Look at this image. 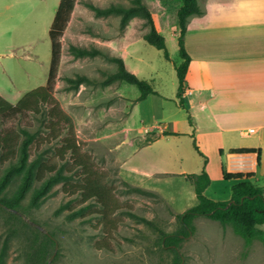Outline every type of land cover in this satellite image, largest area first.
<instances>
[{"label": "rangeland", "instance_id": "374dc122", "mask_svg": "<svg viewBox=\"0 0 264 264\" xmlns=\"http://www.w3.org/2000/svg\"><path fill=\"white\" fill-rule=\"evenodd\" d=\"M179 1L160 0L173 8L172 16ZM58 3L0 0V95L12 103L46 83L50 65L48 30ZM117 3L129 5L130 0H76L60 39L53 95L71 117L73 139L65 123L48 121L45 107L39 113L0 117V132L28 131L33 135L30 158L39 156L42 161L56 163L67 177L51 188L37 208L27 206L31 191L21 201L20 212L53 234L56 250L50 264H176L175 252L162 244L159 230L176 232L180 227L177 215L195 203L193 187L182 177L183 173L200 172L203 166L193 141L185 137L155 141L149 135L139 137V132L125 133L122 126H140L153 108L136 103L139 90L135 85L123 81L103 84L106 75L116 69L106 57L123 52L127 34L138 36L147 29L139 17H132L121 28L118 15L96 16L91 9V5L104 8ZM166 40L170 60L142 38L127 48L126 62L137 68L135 75L152 80L164 98L163 120L156 118V122L184 112L171 101L177 90L174 62H180L178 45L168 34ZM71 46L97 48L101 54L75 56ZM79 76L87 80L76 87L68 81ZM67 138L78 145V156L102 177L105 188L111 189V201L116 205L113 212L103 210L97 198L82 200L74 185L81 182L84 170L73 164L69 152L62 153ZM17 182L7 187V196ZM71 210L77 214L69 218ZM19 218L0 210V264H47L54 245L46 256L39 257L36 249L40 237L34 226ZM192 224L194 231L177 246L179 264H241L246 245L230 227L205 216H196ZM260 228L264 229V224ZM251 251L254 261L246 264H264L260 240Z\"/></svg>", "mask_w": 264, "mask_h": 264}, {"label": "crops", "instance_id": "0c3cea01", "mask_svg": "<svg viewBox=\"0 0 264 264\" xmlns=\"http://www.w3.org/2000/svg\"><path fill=\"white\" fill-rule=\"evenodd\" d=\"M197 1L202 12L188 17L184 34V47L190 60L180 97L181 105L176 92L171 98L184 112L164 122H156V118L163 120L164 98L154 86L155 93L142 100H137L139 95L135 98L136 103L153 108L149 118L142 119L140 126H122V129L125 133L139 132L138 136L143 138L149 135L155 141L181 137L191 139L203 155L197 152L203 159L202 169L210 178L204 195L212 200L227 201L231 188L228 191L226 187L239 180L248 179L257 186H264V0ZM145 2L165 43L168 34L177 44L176 10L181 0L173 16V8L162 5L160 0ZM144 32L138 36L127 34L123 52L118 53L126 68L136 75L137 68L126 62L127 48ZM178 63L174 62V70ZM244 148L253 151L233 152ZM223 171L252 175L225 179ZM186 175L182 174L184 180H187ZM190 186L193 187L191 183ZM193 198L196 203L194 189ZM257 242L255 239L246 246L247 252L241 264L254 261L251 247ZM243 245L245 247L244 242Z\"/></svg>", "mask_w": 264, "mask_h": 264}, {"label": "trees", "instance_id": "16d2710c", "mask_svg": "<svg viewBox=\"0 0 264 264\" xmlns=\"http://www.w3.org/2000/svg\"><path fill=\"white\" fill-rule=\"evenodd\" d=\"M75 4L76 0H59L48 31L50 40V65L46 83L27 91L15 103H12L0 95V117L14 118L29 111L39 113L41 112V108L45 107V114L48 121L51 123L56 121L65 123L69 127L70 136H72L73 139V123L71 117L60 107L58 100L53 95V89L60 62V39L70 20ZM91 9L96 16L118 15L121 28H124L132 17L143 19L147 29L141 35V38L149 45L161 50L163 57L166 60H170L165 45V39L157 31L149 6L145 0H130L129 5L117 3L110 4L104 8L91 5ZM201 12L197 0H181V4L176 10L178 25L177 45L178 54L181 59V61L175 65L178 84L176 96L179 105H181L180 97L184 89L185 73L190 60L184 47L186 22L189 16L198 15L201 14ZM70 48L75 56H95L101 54V51L97 48L87 49L74 46ZM106 58L116 64V69L114 72L106 75L103 84L106 85L113 81H123L135 85L139 90L137 100H142L148 94L155 93L152 81L140 79L134 73L130 72L126 68L122 57L107 56ZM85 80H87L85 76H79L76 79H68L69 82H74L75 87ZM189 122L191 123L190 118ZM164 134L170 133L165 132ZM32 141L33 135L26 130L20 129L18 131H13L6 129L0 132V210L18 219H20L19 215L13 210L20 212L23 207L21 201L29 191H31V194L27 206L37 208L51 188L67 178L63 173V169L56 163L48 160L42 161L39 156L30 158ZM63 144V146H65V151L62 153L69 152L73 157V164L84 170L81 182L74 185V187H77V191L80 192L82 200L86 201L91 198H97L103 210L113 212L116 205L111 201V189L109 187L105 188L107 186L102 183V177L99 174L97 175L92 167L78 156L79 147L71 138L65 139ZM193 146L195 150L202 155L194 142ZM252 151L253 149L244 148L235 149L233 152ZM205 161L206 158L204 157V162ZM251 175V173L233 174L223 171V177L225 179H241L243 176L248 178ZM16 179H18V182L14 191L10 196H7L5 193L7 187ZM186 179L193 185L197 202L177 215L180 227L176 232L164 233L159 230L162 244L166 247H171L175 252L176 264H179L181 260V256L177 251L178 243L194 231L192 223L196 216H205L219 222L224 227L230 226L235 234L243 238L246 246L255 239L260 240L264 245V230L258 228V225L264 224V186H257L248 179L239 180L231 186L230 199L227 201H220L212 200L204 195L203 192L210 183V178L204 169L199 173L187 174ZM64 184L71 187L68 182ZM70 213L71 214H68L69 218L77 214L73 210H71ZM103 214H105V212ZM33 230L40 237V243L36 249V253L39 257H44L49 249L55 245L53 234L47 230V233H43L36 227H34ZM9 236L10 233L6 235L4 244L7 242ZM3 250L4 249H2V251Z\"/></svg>", "mask_w": 264, "mask_h": 264}, {"label": "water", "instance_id": "95a60500", "mask_svg": "<svg viewBox=\"0 0 264 264\" xmlns=\"http://www.w3.org/2000/svg\"><path fill=\"white\" fill-rule=\"evenodd\" d=\"M16 214H18L19 216H21L27 223H29L30 225L36 227L37 229H39L40 231H42L43 233H47L46 229L43 228L41 225L35 223L34 221L28 219L25 215H23L21 212L17 211V210H13ZM55 250H56V241H55V245H54V250H53V253L52 255L48 258L47 260V264H50V260H51V257L54 255L55 253Z\"/></svg>", "mask_w": 264, "mask_h": 264}, {"label": "built area", "instance_id": "2783aa9c", "mask_svg": "<svg viewBox=\"0 0 264 264\" xmlns=\"http://www.w3.org/2000/svg\"><path fill=\"white\" fill-rule=\"evenodd\" d=\"M250 131L252 132L253 130L251 129Z\"/></svg>", "mask_w": 264, "mask_h": 264}]
</instances>
